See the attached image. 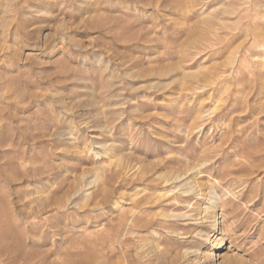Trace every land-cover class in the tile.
Wrapping results in <instances>:
<instances>
[{
    "label": "rangeland",
    "instance_id": "obj_1",
    "mask_svg": "<svg viewBox=\"0 0 264 264\" xmlns=\"http://www.w3.org/2000/svg\"><path fill=\"white\" fill-rule=\"evenodd\" d=\"M220 239L264 264V0H0V264Z\"/></svg>",
    "mask_w": 264,
    "mask_h": 264
},
{
    "label": "bare ground",
    "instance_id": "obj_2",
    "mask_svg": "<svg viewBox=\"0 0 264 264\" xmlns=\"http://www.w3.org/2000/svg\"><path fill=\"white\" fill-rule=\"evenodd\" d=\"M200 194V193H199ZM186 216V215H185ZM190 219V218H189ZM212 235V234H211ZM224 248H226V245L223 243V240H217L213 243V250L211 255H207V261H212L213 264H217V261L221 258L222 254L220 251H222ZM203 254V253H202ZM200 255V254H199ZM202 259V258H201ZM206 261V262H207ZM204 262V261H203ZM194 263V262H193ZM192 264V263H189Z\"/></svg>",
    "mask_w": 264,
    "mask_h": 264
}]
</instances>
